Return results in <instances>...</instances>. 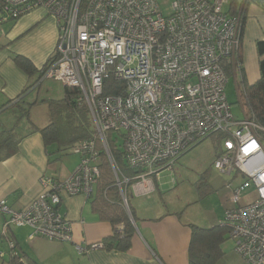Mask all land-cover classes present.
Masks as SVG:
<instances>
[{"label":"built area","instance_id":"built-area-1","mask_svg":"<svg viewBox=\"0 0 264 264\" xmlns=\"http://www.w3.org/2000/svg\"><path fill=\"white\" fill-rule=\"evenodd\" d=\"M157 2L0 0V35L3 24L34 10L55 20L56 45L41 79L78 90L94 128L90 140L71 147L79 162L66 180L41 177L42 193L18 212L0 201V214L8 217L2 231L27 226L30 239L71 241L61 197L93 196L103 154L128 210L129 179L112 158L109 133L122 140L126 164L142 171L131 185L137 195L151 193V178L170 170L181 155L223 133L213 168L241 179L231 190L223 225L245 264H264V130L246 115L235 120L224 93L226 71L240 67V16L225 12L228 0H175L168 16ZM250 190L254 200L243 202ZM101 248L99 243L76 250Z\"/></svg>","mask_w":264,"mask_h":264},{"label":"crops","instance_id":"crops-1","mask_svg":"<svg viewBox=\"0 0 264 264\" xmlns=\"http://www.w3.org/2000/svg\"><path fill=\"white\" fill-rule=\"evenodd\" d=\"M1 30L0 120L5 121L10 118L8 116L11 112V109H6L19 100L23 102L29 90L42 83L39 71L54 52L57 27L53 18L42 10H34L16 21L3 24ZM258 41H264V3L262 0H248L241 35V65L235 73L229 71V75H233L235 80L238 74L240 83L244 81L247 85H252L259 79V58L256 50ZM15 56L28 60L37 73L32 77L26 75L14 62ZM9 102L11 103L7 105ZM50 148L55 149L54 146L45 148L41 135L32 133L20 142L14 156L0 162V201H5L10 210L21 211L37 199L42 193L41 177L64 181L77 167L78 163L74 168L66 167L60 157L53 160ZM55 153L57 155L58 152ZM166 171L171 172V169ZM160 174L161 171L151 178V193L137 195L131 188L129 190L131 196L145 199H137L130 206L136 221L133 222L135 234L127 252L101 248L78 253L77 246L89 248L102 243L111 235L112 227L108 221L102 220L93 212L90 204L93 196L85 198L82 195H64L61 197L59 210L70 223L71 241L57 242L43 237L30 239L32 230L27 226H10L3 232V225L8 217L0 214V264H6L5 252L8 251L9 254L13 249L12 241L17 245L18 253L21 251L38 264H188L191 242L189 226L193 224L183 220V207L175 212H168L167 207L162 206L157 197H153L164 192ZM205 182L213 192L214 188L208 176ZM173 185L172 180L171 188ZM248 196L255 197L252 190L243 196L242 201H248ZM229 199L230 195L222 222L225 211L231 207ZM121 229L122 226H118V230Z\"/></svg>","mask_w":264,"mask_h":264},{"label":"trees","instance_id":"trees-1","mask_svg":"<svg viewBox=\"0 0 264 264\" xmlns=\"http://www.w3.org/2000/svg\"><path fill=\"white\" fill-rule=\"evenodd\" d=\"M247 1L230 0V8L227 11L230 16H240L241 35ZM256 50L259 58V79L252 85H247L244 81L240 84L243 88V105L249 111L250 117L264 130V41L256 42ZM240 58L241 49L238 53V61L241 65ZM14 62L30 77L37 73L34 66L23 57L15 56ZM226 73L229 76V71ZM41 75L42 70L39 71V78ZM115 84L117 85V83ZM79 98L78 90L64 87L63 97L60 100L48 102L47 123L43 128H37L30 121L33 104H25L19 100L6 109V111L11 109L13 114L10 113V118H6L5 121L0 120V162L14 156L18 152L20 142L32 133H39L44 147L54 146L55 152L58 153L71 149L77 143L90 140L94 134L93 124L87 106L84 102L79 101ZM263 134L264 131H261L260 135ZM210 138L216 142L215 152L217 153L220 150L221 141L226 136L223 133H218ZM118 142L117 135L115 137L113 133L107 135V144L112 158L121 175L129 179L125 188L128 198L131 185L136 183V176L142 171L126 164L125 155L121 149L122 145L118 147ZM97 147L99 148V146ZM206 179L207 175L203 174L197 185L203 188L204 194L202 196L211 192L205 182ZM90 204L93 212L98 214L102 220L108 221L112 227L111 235L101 243L102 248L109 251L127 252L135 234L133 222L136 221V217L129 205L128 210L123 206L110 165L104 154L101 156L100 176ZM118 226H122L121 231L118 230ZM189 227L191 229V242L188 250V264H217L223 257L221 246L225 241V235L227 233L230 235L229 229L225 225L208 229L194 225ZM12 244L13 249L9 252L6 264H38L21 251L18 253L17 245L13 241Z\"/></svg>","mask_w":264,"mask_h":264},{"label":"rangeland","instance_id":"rangeland-1","mask_svg":"<svg viewBox=\"0 0 264 264\" xmlns=\"http://www.w3.org/2000/svg\"><path fill=\"white\" fill-rule=\"evenodd\" d=\"M174 1L175 0H158V7L163 16L170 15L171 5ZM238 1L242 2V0ZM262 2L264 3V0H262ZM229 8L230 0H228V5L224 7L225 12L228 11ZM63 91L64 87L61 83L49 79L43 80L40 85H35L29 90L23 102L25 104H33L30 112V121L33 125L37 128H43L46 125L47 104L50 101L60 100L63 97ZM224 93L231 114L235 120H243L244 115L250 117L249 111L243 105V88L239 82L238 74L236 80L233 75L228 76ZM4 117H2V119ZM115 136L116 135H114V137ZM121 144L122 140L119 139L117 146L119 147ZM215 144L216 142L213 139L208 138L176 159L171 167V172L165 169L162 170L163 172L161 171L160 174V183L163 185L162 190L164 192L160 195L158 193L153 195V197L159 199L162 206L165 205V207H167L166 210L168 212H175L176 209L183 207V220L205 229L223 225V213L224 210L228 208L227 200L231 193V189H234L241 181L239 177L231 180L219 174L213 168ZM262 147L264 149V134L262 135ZM49 150L52 153L51 156L53 160L60 157L68 168H74L78 163V156L72 154L70 149L65 152L57 153V155H55V149L50 148ZM54 162L55 161H53V164ZM203 174L209 177V182L214 188V191L206 194V196H202L204 194L203 188L197 186ZM172 180L174 185L171 188L170 182ZM229 184L231 187L227 188ZM247 198L249 202L254 200L253 196H248ZM137 199L144 200L145 198H135V196H131V194L128 193L129 206L137 202ZM234 248V242L227 233L225 235V241L221 246L224 255L218 264H244V262L236 256L237 254H235ZM8 256V251H6L5 262Z\"/></svg>","mask_w":264,"mask_h":264}]
</instances>
